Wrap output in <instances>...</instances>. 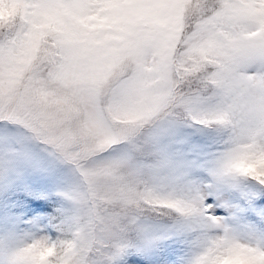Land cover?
Instances as JSON below:
<instances>
[{
    "label": "clouds",
    "instance_id": "clouds-1",
    "mask_svg": "<svg viewBox=\"0 0 264 264\" xmlns=\"http://www.w3.org/2000/svg\"><path fill=\"white\" fill-rule=\"evenodd\" d=\"M5 8L0 264H264V0Z\"/></svg>",
    "mask_w": 264,
    "mask_h": 264
},
{
    "label": "rangeland",
    "instance_id": "rangeland-1",
    "mask_svg": "<svg viewBox=\"0 0 264 264\" xmlns=\"http://www.w3.org/2000/svg\"><path fill=\"white\" fill-rule=\"evenodd\" d=\"M15 0H0V16L9 15L10 12L5 8L6 4H14Z\"/></svg>",
    "mask_w": 264,
    "mask_h": 264
}]
</instances>
